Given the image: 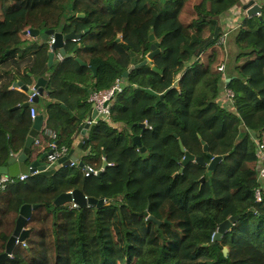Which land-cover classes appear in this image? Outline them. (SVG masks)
<instances>
[{"label": "trees", "instance_id": "trees-1", "mask_svg": "<svg viewBox=\"0 0 264 264\" xmlns=\"http://www.w3.org/2000/svg\"><path fill=\"white\" fill-rule=\"evenodd\" d=\"M242 2L0 0V166L23 151L33 126L30 108H16L29 95L13 88L15 82L47 78L50 99L43 103L39 135L58 149H71L82 136L91 93L118 78L124 82L111 119L93 122L81 148L85 166L100 171L107 161L101 174L86 176L80 165L61 167L0 189V255L20 208L38 205L27 236L5 264H264V191L256 202L261 182L253 139L264 140V2L259 15L242 19L241 77L227 85L233 105L222 99L224 17ZM27 29L88 31L66 41L70 56L60 54L46 73L51 44L23 48ZM151 33L164 52L125 78L131 53L138 63L151 52ZM146 89L164 98L157 103ZM146 122L151 128L143 133ZM138 135L144 152L133 144ZM182 145L196 158L185 167ZM38 148L35 143L34 152ZM74 189L107 202L78 208L54 203ZM236 215L239 221L217 239L220 224ZM133 223L138 229H131ZM183 246L193 251L183 256Z\"/></svg>", "mask_w": 264, "mask_h": 264}, {"label": "water", "instance_id": "water-1", "mask_svg": "<svg viewBox=\"0 0 264 264\" xmlns=\"http://www.w3.org/2000/svg\"><path fill=\"white\" fill-rule=\"evenodd\" d=\"M262 5L259 4L256 0H249L244 5V9L247 10V15L248 16H254V15H259L260 12L262 11ZM79 16L84 17L85 14H79ZM88 30L82 32V33H76L75 31L64 34L62 32L56 31L54 29L47 30L45 31L42 35L40 33V30L38 29H32L31 30V36L33 37H38L40 36V41L41 43H44L47 41L50 36H54L55 42L51 44V51L49 53V58L47 62V66L50 68L55 60L56 53L59 50V53L62 54L63 56H70L69 54H66L65 50V43L66 41H76L82 38V36L87 32ZM149 40L153 42L152 44V50L151 52L147 55L146 59H140L141 61L136 63V57L135 53L132 52V59H131V66L124 73V77L126 78L130 72H132L135 68L144 66V65H152L154 58L156 55H158L161 52H164L160 48V43L156 41V37L154 33H151L149 36ZM118 42L121 41V38L117 39ZM27 47H35L38 46V43L31 42L26 44ZM16 47V46H15ZM128 47V46H127ZM79 62H81L83 65L86 63L83 62L81 59H78ZM94 71V74L97 73V68L92 67L91 68ZM153 69H157L155 66H153ZM231 79V78H230ZM230 79L227 81L229 82ZM34 80V88L37 90V93L34 95V103H39L40 98L46 93L49 94V91H46V84H47V78L44 76H39L35 75L33 76ZM15 87H21L25 92H28L29 86L27 84H24L22 81H18L14 83ZM147 92L151 93L152 95H155L157 97V103L160 101V99L164 98V94H159L155 92L152 89H146ZM30 103L27 101L23 103L21 106H17L16 108H29ZM65 106V105H63ZM91 113L89 116V119L82 131L83 140L79 144V148H82L84 143L88 140L87 137V132L88 129L91 126L90 120H94L98 116V110L95 108V105L92 104L91 108ZM45 123V116L44 114H38L36 117L33 119V126L31 130L29 131V134L27 136L25 146L23 151L18 155H12L10 159L8 160V163L6 165L0 166V175L2 174H7L10 177H18L20 174H30V175H35V174H41L45 176H50L53 175L57 172V165L63 166V167H68L70 166V161L71 160H77L78 158L74 155L71 159L68 158H60L56 163L49 164L48 161V156L53 154L54 149H51V151L44 152L42 154L37 151L38 155L36 152L33 150V146L35 143H38V135L40 131H42ZM143 128V133L145 132V124H142ZM141 136L138 135L134 137L133 144L137 145L138 147H141L142 152L145 151V148L142 146V141H141ZM182 150L186 152L185 147L182 145ZM74 151V149H73ZM195 156L192 155L190 152H186L185 157L183 159V164L184 167L187 166L189 163L195 161ZM80 166L82 168L85 167L83 162H80ZM108 166L107 161H105L103 165V169L99 171L101 174L103 170L106 169ZM204 181V178H203ZM71 201H74L79 204L80 207H100L106 203L107 199L102 198V199H96L92 197H86L85 193L81 191L80 189L73 190L72 192H66L62 193L59 195L56 200L55 204L57 206L65 205L66 203H69ZM38 205H32V204H24L21 207L20 214L18 216V219L16 221V226L13 234L7 241L6 245V250L0 255V264H5L13 255L14 250L17 246L18 243L24 241L25 237L28 234V229H26V224L28 223L29 218L31 217L33 210L37 208ZM148 219L155 220L154 216H149ZM240 216H232L231 218L225 220L223 223L220 224L219 231L216 235V238L219 239L223 235H225L227 232H229L232 228V226L239 221ZM160 224V221H158ZM227 252V249H225V253Z\"/></svg>", "mask_w": 264, "mask_h": 264}, {"label": "built area", "instance_id": "built-area-1", "mask_svg": "<svg viewBox=\"0 0 264 264\" xmlns=\"http://www.w3.org/2000/svg\"><path fill=\"white\" fill-rule=\"evenodd\" d=\"M26 34L30 35L31 30L27 29ZM55 42V38L51 36L50 38V44ZM49 67L46 65L44 72L48 73ZM42 75V74H39ZM228 83L225 85V97L231 101H233L234 92L231 88H229ZM14 88V86H13ZM124 89V82L123 79L118 78L115 80V82L112 84V86L108 89L103 90H95L91 93L89 101L95 105V108L98 110V116L94 120H90V123L97 122L98 120H110L112 115V103L115 99V96L120 93ZM29 95L28 102L30 103V113L33 117L37 115L36 107L34 106V95L37 93V90L34 88L33 85L29 86V91L27 92ZM146 128H151L150 125L145 123ZM51 132L52 136L55 137L56 133L46 130V133ZM256 143H257V152L259 156L258 161V179L261 182V184L257 187L255 191V198L256 202H261L263 200V191H264V140H259L256 137H254ZM50 148L54 149L53 154L48 156L49 164L56 163L60 158H68L71 159L74 156V151L72 149L63 148L62 150L58 149L57 145L52 142L49 145ZM79 164L78 160H71L70 166H76ZM103 169V168H102ZM84 174L86 176L90 174H97L99 171L94 169L92 166H85L83 168ZM29 177L28 174H20L18 176L19 180H25ZM15 177H10L7 174H4L0 177V189L5 188V186L8 184V182L14 181ZM73 208H77L78 204L73 202L72 204Z\"/></svg>", "mask_w": 264, "mask_h": 264}, {"label": "rangeland", "instance_id": "rangeland-1", "mask_svg": "<svg viewBox=\"0 0 264 264\" xmlns=\"http://www.w3.org/2000/svg\"><path fill=\"white\" fill-rule=\"evenodd\" d=\"M247 2H249V0L244 1L243 5H241L242 7H238L237 9H234L232 13L230 11L228 13H226L227 16L224 17L223 26L225 27V34H224V38L221 39L222 40L221 42H222V44L224 46L223 50L225 51V57H224L225 59H224L223 66L220 68V69H223V73H224V77H225V81L223 83V95L225 94V90L224 89H226L225 85L227 84V80L230 79L231 75H234L235 72H236L235 76L238 75L237 74V70H238L237 68L240 65V63L237 61V58L241 54L242 51H241L240 47L237 45V37L239 36L240 31H241L242 19L247 15V10H245L243 8L244 5ZM81 14H84V13H81ZM78 16H79V14H78ZM25 38L27 40L26 41L27 43H31V42H35L36 41L38 43V45H40V43L42 42V41H40V38H41L40 36L33 37V36H31V34L30 35L27 34V35H25ZM234 42L236 43L238 48L235 46ZM56 56H57L56 58H60L59 50H58V53H56ZM221 57H222V53H221V49H219L218 58L217 59L220 60ZM42 101H43V98L41 99V103H36L35 104L39 111H44L45 110V105L43 104ZM227 101L228 100H226V99L224 100L223 99V104L225 102H227ZM229 103L233 105V103H231V100H230ZM43 136L44 135L41 133L39 135V138L43 137ZM79 165H80V162L76 166H79ZM58 166L59 167H63V166L57 165V171L60 169ZM16 181H17V179H16ZM18 181L24 182V181L19 180V179H18ZM9 183H14V182L11 181V182H8V184ZM5 187H7V186H5ZM1 189L4 190V187L1 188ZM74 190H76V189H74ZM54 203H55V201H54ZM20 210H21V208H20ZM125 213H126L127 217H130V215L128 214V211H126ZM130 227H131V229H138V224L137 223H133V224L130 225ZM136 245H138L137 246L138 248H139V246H141L140 242L136 243ZM192 251H193L192 248H188L186 246H183L181 248L180 253H181V255L186 256V255L190 254Z\"/></svg>", "mask_w": 264, "mask_h": 264}, {"label": "crops", "instance_id": "crops-1", "mask_svg": "<svg viewBox=\"0 0 264 264\" xmlns=\"http://www.w3.org/2000/svg\"><path fill=\"white\" fill-rule=\"evenodd\" d=\"M244 1H247V0H243V2ZM242 2V3H243ZM257 2H264V0H257ZM233 11H231V13H232ZM27 43V42H26ZM41 44V43H40ZM234 44H235V46L238 48V46L236 45V43L234 42ZM242 52H243V50H241ZM58 53V52H57ZM57 57V56H56ZM56 57H55V59H56ZM235 74H236V72L234 73V75H231V78L232 77H236V76H238V77H240V74H239V72H238V70H237V74L238 75H236L235 76ZM28 86H30V85H28ZM46 90V89H45ZM47 91V90H46ZM49 95H50V92H49V94H44L41 98H40V102L39 103H41V99L43 98V103L45 102V101H47V100H49L50 98H49ZM90 98V97H89ZM222 99H226V100H228L229 102H230V100L229 99H227L226 97H225V95H223V98ZM227 101V102H228ZM90 102V101H89ZM228 102V103H229ZM91 103V102H90ZM231 103H233L232 101H231ZM92 104V103H91ZM63 105H65V104H63ZM66 106V105H65ZM35 107H36V105H35ZM92 108V107H91ZM36 110H37V115L38 114H44V116H45V113H44V111H39L38 110V108L36 107ZM91 110L92 109H90V111H89V114H88V117L85 119V122H87L88 121V119H89V116H90V113H91ZM31 117H32V119H34V117L31 115ZM45 124V123H44ZM47 130H50L49 129V127H47L46 128ZM51 131V130H50ZM40 132H42V131H40ZM47 135L48 136H52V134H51V132H48L47 133ZM87 136H88V132H87V134H86ZM83 135L82 136H80L78 139H77V141H76V144H75V146L74 147H72L71 149H75V151H74V155L78 158V160L79 161H82V158H83V154H84V152L81 150V148H79L78 146H79V144L81 143V141L83 140ZM43 142V143H42ZM38 143H40V149L38 150L39 151V153L40 154H42V153H44V152H48V150H47V148H49V145L50 144H48V142H46V140L44 139V136L43 137H40L39 139H38ZM63 149V148H62ZM62 149H60V150H62ZM67 149H69V148H67ZM36 154L38 155V153L36 152ZM59 167V166H58ZM59 168H61V167H59Z\"/></svg>", "mask_w": 264, "mask_h": 264}, {"label": "clouds", "instance_id": "clouds-1", "mask_svg": "<svg viewBox=\"0 0 264 264\" xmlns=\"http://www.w3.org/2000/svg\"><path fill=\"white\" fill-rule=\"evenodd\" d=\"M53 37H54V36H53ZM50 38H51V36H50ZM47 41L50 42V39H48ZM26 44H27V43H24V44L22 45V47H23V48H27ZM59 54H60V53H59ZM61 56H62V54H61ZM39 76H43V75H39ZM227 83H228V81H227ZM32 85L34 86V83H33ZM30 86H31V85H30ZM14 87H15V86H14ZM19 88H20V87H19ZM28 91H29V90H28ZM224 100H225V99H224ZM232 102H233V101H232ZM35 104H36V103H34V106H35ZM29 107H30V106H29ZM36 116H37V115H36ZM36 116H35V117H36ZM145 127H146V125H145ZM88 130H89V129H88ZM254 137H255V136L253 135V139H254ZM254 140H255V139H254ZM255 142H256V141H255ZM72 150H73V149H72ZM74 151H75V149H74ZM77 160H78V159H77ZM78 161H79V160H78ZM79 162H82V161H79ZM84 165H85V164H84ZM2 175H4V174H2ZM2 175H0V177H1ZM28 175H29V177L32 176V175H30V174H28ZM29 177H28V178H29ZM28 178H27V179H28ZM16 179H19V178H18V177H15V180H16ZM27 179H25V180H27ZM25 180H23V181H25ZM6 186H7V185H6ZM72 191H73V190H72ZM72 191H69V192H72ZM86 197L88 198L87 195H86ZM73 202H74V201H71V202L66 203V204H70L71 207H72ZM106 202H107V201H106ZM75 203H76V202H75ZM77 204H78V203H77ZM78 207H80L79 204H78ZM78 207H77V208H78Z\"/></svg>", "mask_w": 264, "mask_h": 264}]
</instances>
